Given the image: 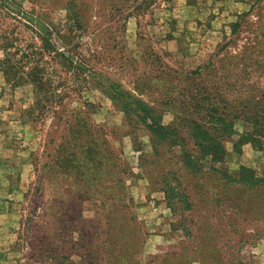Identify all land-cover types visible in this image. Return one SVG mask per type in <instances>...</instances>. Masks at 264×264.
Here are the masks:
<instances>
[{
	"label": "rangeland",
	"instance_id": "1",
	"mask_svg": "<svg viewBox=\"0 0 264 264\" xmlns=\"http://www.w3.org/2000/svg\"><path fill=\"white\" fill-rule=\"evenodd\" d=\"M16 1L82 72L50 59L38 29L0 8L19 73L40 68L46 91L62 96L35 103L30 82L11 85L0 69V264H264V184L226 183L201 160L190 168L178 146L154 152L148 132L85 81L156 100L170 123L162 91L143 79L207 64L253 0ZM236 138H224L216 165L264 176V149L233 147ZM94 144L100 164L87 169L82 151Z\"/></svg>",
	"mask_w": 264,
	"mask_h": 264
},
{
	"label": "trees",
	"instance_id": "2",
	"mask_svg": "<svg viewBox=\"0 0 264 264\" xmlns=\"http://www.w3.org/2000/svg\"><path fill=\"white\" fill-rule=\"evenodd\" d=\"M0 8L7 14L12 13L29 21L38 29L40 48L50 55V59L67 70L72 69L73 73L82 72V64L73 65L68 50H58L51 44L47 28L41 24L39 17L28 15L16 0H0ZM229 37L219 44L216 55L205 65L179 73L164 66L153 81L143 79V85L147 83L162 91L164 98L159 105L172 113L173 121L170 123L162 122L161 110L154 107L156 100H142L125 90H118L113 83L97 82L89 75L86 76L90 79L85 81L95 83V87L119 108L127 120H135L148 132L154 152L156 143L178 146L188 167L192 168L197 160H201L200 167L203 163L226 183L258 187L264 184V176L256 175L250 168L239 166L237 172L231 175L216 164L223 158L222 141L233 134L237 135L233 147L247 142L257 150L264 149L263 0H253L247 10L236 15V19L229 24ZM239 39L241 42H237ZM9 45L6 39L0 41L3 52L0 69L4 80L11 85L25 80L30 82L35 103L46 102L55 95L60 100L62 96L53 90L46 91L49 82L40 68L31 67L23 74L19 73L20 66L16 64V59L11 60ZM70 113L77 115L78 112L75 108ZM237 122L241 125L239 131L234 127ZM79 124V119H76L70 126L71 130L80 127ZM186 142H190L192 150L187 149ZM95 149L94 144V148L87 147L82 151L83 165H91L87 169L98 168L100 164L98 160H93ZM114 182L121 183V177L116 176ZM173 192L172 186L164 188L167 199ZM176 196L182 195L176 192Z\"/></svg>",
	"mask_w": 264,
	"mask_h": 264
}]
</instances>
